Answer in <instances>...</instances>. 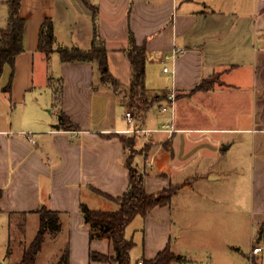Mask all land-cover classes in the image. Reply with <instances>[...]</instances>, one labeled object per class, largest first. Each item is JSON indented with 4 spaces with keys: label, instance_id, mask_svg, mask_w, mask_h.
Returning <instances> with one entry per match:
<instances>
[{
    "label": "crops",
    "instance_id": "crops-1",
    "mask_svg": "<svg viewBox=\"0 0 264 264\" xmlns=\"http://www.w3.org/2000/svg\"><path fill=\"white\" fill-rule=\"evenodd\" d=\"M19 14L24 50L0 83V264L20 263L42 207L58 213L60 230L45 233L35 264H109L91 258L111 245L90 238L80 206L119 208L107 196L129 186L123 137L133 138L148 194L186 182L126 228L131 264L166 247L182 259L172 264H239L254 246L263 262L264 0H21ZM46 19L49 56L38 50ZM95 36L117 86L94 61L61 60L59 49L89 50ZM132 36L145 49L146 90L156 99L143 115L128 106ZM175 48L183 53L165 59ZM179 195L186 220L172 202Z\"/></svg>",
    "mask_w": 264,
    "mask_h": 264
},
{
    "label": "trees",
    "instance_id": "trees-1",
    "mask_svg": "<svg viewBox=\"0 0 264 264\" xmlns=\"http://www.w3.org/2000/svg\"><path fill=\"white\" fill-rule=\"evenodd\" d=\"M21 0L9 1V23L4 29H0V76L4 66H14L15 58L24 50L23 36L25 20L20 17L19 10ZM132 44L127 52L131 63V84L128 92V106L137 115L145 114L156 101L155 97L148 96L145 85L146 59L145 49L138 46L132 36ZM54 32L52 19H46L40 27L38 50L49 56L53 51ZM63 62L70 61H94L102 74L105 83L117 86L118 82L112 78L107 70L106 50L104 44L94 37L91 48L82 50L79 48H65L58 50ZM204 84L198 86L203 88ZM61 122L67 128L75 126L64 115ZM124 144L130 148L126 166L129 171L130 182L124 194L118 198L107 196L115 201L119 208L116 211L92 210L87 205L81 204L80 211L85 223L90 227V238H107L110 241L111 252L108 255L91 254L93 260L107 262L109 264H131L130 252L134 247L133 240L127 239L126 228L137 217H145L150 210L157 206H165L170 203L172 197L178 192L180 186L175 189L163 190L156 195L146 192L144 173L134 166V157L137 151L134 148L133 138H121ZM40 217V229L29 247L25 250L20 263L35 264V258L42 247L46 232L57 233L60 230L59 215L44 207L38 210ZM264 225L260 233L263 232ZM175 261L182 262L181 257L175 256L168 247L159 252L155 258L144 261L143 264H172Z\"/></svg>",
    "mask_w": 264,
    "mask_h": 264
},
{
    "label": "rangeland",
    "instance_id": "rangeland-1",
    "mask_svg": "<svg viewBox=\"0 0 264 264\" xmlns=\"http://www.w3.org/2000/svg\"><path fill=\"white\" fill-rule=\"evenodd\" d=\"M6 3V2H5ZM4 3V0H0V17L2 18V19H6V14H7V5ZM53 58H56V57H53ZM51 59V58H50ZM49 59V60H50ZM51 63H52V61L50 60V61H48V66H50L51 68H50V72L49 73H52L51 71H52V67H53V65L51 66ZM6 74V73H5ZM2 76V75H1ZM0 76V77H1ZM61 79V78H60ZM2 80H3V77H1L0 78V83L2 82ZM61 82V80L60 81H58L57 83H60ZM57 83H55L54 85H58ZM61 84V83H60ZM61 86V85H60ZM59 92H60V89H59ZM57 95H60V94H58L57 93ZM172 186H173V188L175 189L177 186H180V189L182 188V187H184V185H186V182L185 183H183V184H171ZM171 185L168 187V188H166V189H163V190H169L170 188H172L171 187ZM179 189V190H180ZM163 190L162 191H160L159 193H161V192H163ZM178 190V191H179ZM183 195H186V194H183ZM185 199V200H184ZM173 202V205H174V207L176 208V209H178L179 210V212H180V214H181V216H185L183 219H185L186 220V213H185V215H184V213L181 211V209H183L184 207H183V203H184V205H186V196H182V195H179L178 197H176V200H173L172 201ZM184 210V209H183ZM185 211H186V209H185ZM186 225V224H185ZM31 228H29V230H30ZM39 229H40V217L38 218V224H37V230H36V232H35V236L34 237H36V235L38 234V231H39ZM47 233V232H46ZM49 234H53V232H48ZM182 243H185L186 244V238H183V240L181 241ZM249 243H247L246 244V247L245 248H243V250H245V252L246 251H248V247H249ZM185 247H186V245H185ZM251 250V249H250ZM261 257V254L259 255V256H256L255 258H254V264H259V262H260V264H263L264 263V261L262 262V258H260ZM240 260L242 261V262H240L239 264H250V262H249V259H247L246 257L244 258L243 256L242 257H240ZM239 260V261H240ZM197 264H201V263H197ZM202 264H206V261L204 260L203 262H202Z\"/></svg>",
    "mask_w": 264,
    "mask_h": 264
},
{
    "label": "built area",
    "instance_id": "built-area-1",
    "mask_svg": "<svg viewBox=\"0 0 264 264\" xmlns=\"http://www.w3.org/2000/svg\"><path fill=\"white\" fill-rule=\"evenodd\" d=\"M182 53H183V50L182 49L175 48V49H173L171 51L170 54H168V55L165 56V59H167V60L171 59L172 61H175L176 58L179 55H181ZM163 70H164L165 73L169 72V68L166 67V66L164 67ZM163 110H165V109H163ZM126 120H127L128 123H132L133 122L134 116H133V114H132L131 111H127L126 112ZM261 251H262L261 247H259V246H254L253 247V249L251 251V254L249 256V262H250V264H254V256L258 255ZM137 264H143V262L142 261H139Z\"/></svg>",
    "mask_w": 264,
    "mask_h": 264
}]
</instances>
